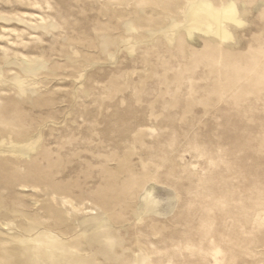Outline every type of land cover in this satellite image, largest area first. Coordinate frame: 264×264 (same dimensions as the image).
Segmentation results:
<instances>
[{"label": "rangeland", "instance_id": "1", "mask_svg": "<svg viewBox=\"0 0 264 264\" xmlns=\"http://www.w3.org/2000/svg\"><path fill=\"white\" fill-rule=\"evenodd\" d=\"M235 1L221 41L198 0H0V264L48 232L62 264H264V0Z\"/></svg>", "mask_w": 264, "mask_h": 264}, {"label": "bare ground", "instance_id": "2", "mask_svg": "<svg viewBox=\"0 0 264 264\" xmlns=\"http://www.w3.org/2000/svg\"><path fill=\"white\" fill-rule=\"evenodd\" d=\"M191 11L194 14L195 23H202L207 29L214 30L215 36L221 41L231 37L230 30L234 26L242 24L244 15L235 0H225L216 5L209 0H198L196 4L191 6ZM196 28L198 27L193 26L191 30ZM56 242L52 234L48 232L47 237L42 242L44 251L41 255L39 249L41 245L37 241L34 244V251L28 256L30 264H62L65 254L56 252L58 249ZM41 256H43V262L40 261Z\"/></svg>", "mask_w": 264, "mask_h": 264}]
</instances>
